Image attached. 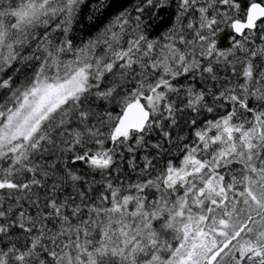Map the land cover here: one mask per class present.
<instances>
[{
    "label": "snow or ice",
    "instance_id": "obj_1",
    "mask_svg": "<svg viewBox=\"0 0 264 264\" xmlns=\"http://www.w3.org/2000/svg\"><path fill=\"white\" fill-rule=\"evenodd\" d=\"M0 264H264V0H0Z\"/></svg>",
    "mask_w": 264,
    "mask_h": 264
}]
</instances>
